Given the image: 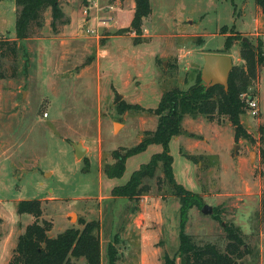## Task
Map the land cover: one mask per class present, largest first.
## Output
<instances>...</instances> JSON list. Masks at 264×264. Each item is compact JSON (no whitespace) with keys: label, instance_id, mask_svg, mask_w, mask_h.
<instances>
[{"label":"rangeland","instance_id":"obj_1","mask_svg":"<svg viewBox=\"0 0 264 264\" xmlns=\"http://www.w3.org/2000/svg\"><path fill=\"white\" fill-rule=\"evenodd\" d=\"M87 4L60 0L63 23L56 31L47 9L42 27L18 42L16 57L0 58V264H7L18 236L34 221L17 214L21 200L41 201L39 222L51 223L50 238L70 226L81 229L80 219L98 221L101 264H108L117 236L116 264H162L165 253L173 257L179 203L161 168L144 180L142 197L111 196L161 147L129 157L119 178L106 177L104 167L114 163V151L124 153L155 129L157 117L147 110L164 92L192 86L203 57L223 55L226 37L234 66L243 65L241 41L260 47L264 58V15L254 0H149L151 14L139 37L115 35L129 26L133 0H100L101 9L85 16ZM109 4L113 14L106 13ZM15 21V1L0 0V40L15 39ZM249 97L258 102V114L240 116L243 137L235 139L228 117H185L169 151L176 183L201 197L200 207L188 212L186 234L198 246L223 251V226L233 224L251 249L242 264H264V64ZM133 104L141 110L125 108ZM77 143L85 150L82 159L75 156ZM204 205L208 215L201 213Z\"/></svg>","mask_w":264,"mask_h":264},{"label":"trees","instance_id":"obj_2","mask_svg":"<svg viewBox=\"0 0 264 264\" xmlns=\"http://www.w3.org/2000/svg\"><path fill=\"white\" fill-rule=\"evenodd\" d=\"M16 8L15 39L0 40V58H15L19 46L18 42L31 38L32 27L41 28L43 25V13L50 9L52 31H56L57 24L63 23V13L60 0H14ZM133 15L129 26L116 31L115 35L141 34L143 21L151 14L149 0H133ZM264 15V0H254ZM87 4L88 0H83ZM233 45L229 37H226L223 55H228ZM239 58L242 66H234L229 74L227 88L222 85H206L200 77V70L196 75L195 83L187 90L178 88L164 92L155 109L147 111L157 117V124L153 131L144 134V140L134 147L123 149L124 153L113 152L114 163L104 167V175L108 178H119L124 172L125 162L129 157L144 152L150 145H159L161 152L153 154L150 160L134 171L129 180L122 186L112 189L111 196L123 197L135 200L142 197L148 187L143 184L146 179H153L158 168H161L163 180L174 190V195L179 203V231L178 248L170 257L163 255L162 264H242L243 258L251 253L246 245L244 237L233 224L223 226L226 245L224 250H219L213 244L203 246L196 245L191 236L186 234L185 227L188 220V212L193 207H200L201 197L186 190L176 183L172 171L173 158L170 155L169 143L180 134L181 122L185 117L204 116L210 120L214 116L228 117L233 129L235 139L243 137L244 131L240 116L247 110L245 99L253 82L257 77L258 65L264 64L263 52L260 47H254L245 41L240 42ZM5 75L0 71V79ZM124 104H121L120 107ZM126 109L141 110L139 105H127ZM264 159V150L261 151ZM188 160L195 163L196 158L188 155ZM197 159H202L198 157ZM261 221L264 232V195L260 199ZM136 210V209H132ZM18 215H30L34 221L27 225L24 232L18 236L13 255L7 264H77L83 259L85 264H101L100 228L98 221L85 222L80 219L81 229L69 228L58 234L55 238L48 237L51 223L39 219L42 215L41 201L21 200L17 203ZM216 213V212H215ZM212 218L221 222L216 214ZM119 237L108 247V264H116Z\"/></svg>","mask_w":264,"mask_h":264},{"label":"water","instance_id":"obj_3","mask_svg":"<svg viewBox=\"0 0 264 264\" xmlns=\"http://www.w3.org/2000/svg\"><path fill=\"white\" fill-rule=\"evenodd\" d=\"M233 63L229 56L227 55H206L204 57V63L200 71L201 79L211 85H222L225 89L227 88V81L230 72L232 71ZM121 98L120 95L115 96V100ZM114 124V129L116 128ZM75 151V156L78 159H82L85 155V150L81 147L79 143L72 145ZM211 212V208L204 205L201 209V213L208 215ZM73 215L71 219H73Z\"/></svg>","mask_w":264,"mask_h":264},{"label":"built area","instance_id":"obj_4","mask_svg":"<svg viewBox=\"0 0 264 264\" xmlns=\"http://www.w3.org/2000/svg\"><path fill=\"white\" fill-rule=\"evenodd\" d=\"M99 5H100V0H88V4L85 6L84 8V12L83 14L85 16L89 15V11L94 8L95 11H99ZM105 9L107 10L106 13L109 14H113L115 11V7L112 4L106 5ZM144 32H146V30H144ZM87 33L89 34H94L95 31L94 29H88ZM243 98L246 99V103H247V110L250 113V115L252 117L257 116L258 114V102L256 100H254L253 98H246V96H243ZM44 117H47V114H44Z\"/></svg>","mask_w":264,"mask_h":264},{"label":"crops","instance_id":"obj_5","mask_svg":"<svg viewBox=\"0 0 264 264\" xmlns=\"http://www.w3.org/2000/svg\"><path fill=\"white\" fill-rule=\"evenodd\" d=\"M133 8H134V5H133ZM260 12H261V10H260ZM261 14H262V12H261ZM262 15H263V14H262ZM147 36H148V35H147ZM205 56H206V55H205ZM205 56H204V57H205ZM227 56H228V55H227ZM204 57H203V59H204ZM231 60H232V59H231ZM199 70L201 71V66H200V64H199V69H198V71H199ZM69 228H73V227H71V226H70V227H67V228H65V230H66V229H69ZM48 237H49V236H48ZM79 260L82 261V264H85V261H84L83 259H79ZM79 260H78V261H79ZM78 261H76V262H78ZM77 264H78V263H77Z\"/></svg>","mask_w":264,"mask_h":264},{"label":"bare ground","instance_id":"obj_6","mask_svg":"<svg viewBox=\"0 0 264 264\" xmlns=\"http://www.w3.org/2000/svg\"><path fill=\"white\" fill-rule=\"evenodd\" d=\"M117 126V125H116Z\"/></svg>","mask_w":264,"mask_h":264}]
</instances>
